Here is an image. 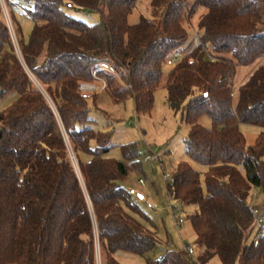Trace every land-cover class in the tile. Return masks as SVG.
I'll return each instance as SVG.
<instances>
[{
	"label": "trees",
	"instance_id": "16d2710c",
	"mask_svg": "<svg viewBox=\"0 0 264 264\" xmlns=\"http://www.w3.org/2000/svg\"><path fill=\"white\" fill-rule=\"evenodd\" d=\"M22 1L31 4L23 12L33 27L19 39V56L0 16V92L18 94L0 111V264H98L96 241L100 264H120L118 249L145 264H205L214 256L220 264H264V233L246 242L256 221L249 192L264 186V0H148L135 23L128 16L138 0ZM63 5L98 10L101 19L87 23ZM199 6L206 9L200 38L214 60L186 44ZM262 58L232 98L236 67ZM97 74L112 101L133 97L138 113L151 111L164 78L168 104L183 109L185 152L207 169L202 185L200 172L180 161L167 187L197 207L189 216L196 257L148 255L157 236L125 209L140 212L120 184L126 165L103 156L111 131L91 126L89 96L97 92L79 88ZM203 113L210 128L198 123ZM240 123L260 128L253 144ZM121 151L137 164L134 142Z\"/></svg>",
	"mask_w": 264,
	"mask_h": 264
},
{
	"label": "rangeland",
	"instance_id": "374dc122",
	"mask_svg": "<svg viewBox=\"0 0 264 264\" xmlns=\"http://www.w3.org/2000/svg\"><path fill=\"white\" fill-rule=\"evenodd\" d=\"M193 4L195 0H190ZM148 0H138L136 8L128 16L130 23L139 20V15L146 14L145 10ZM2 4H4L2 6ZM31 7L30 3L22 0H0L1 17L6 22L4 7L6 8L8 18L9 9L12 16V29L10 31L12 45L17 55H20L19 39L27 40L33 27V22L23 12V7ZM65 13L82 19L87 23H96L100 21L101 14L98 10H90L74 5H63ZM206 12L205 7H197L196 13L191 17L187 24L188 39L187 43H194V33L199 32L197 27L198 18ZM22 19L24 20L22 22ZM7 24V22H6ZM178 56L180 54L178 53ZM263 61L255 60L246 67H236L234 77H232V88L236 87L248 72L254 66ZM173 64L164 66V75L167 74ZM97 76H100L97 74ZM244 80V79H243ZM99 86L98 81H91ZM164 78L154 92L153 107L149 113H138L135 107L133 97L127 98L124 102L116 103L111 100L107 91L97 92L96 98L89 96L91 105L90 117L93 119L91 126L98 131H111L108 141V150L103 154L104 157L114 158L122 161L126 165V176L120 181V184L131 192L132 201L138 205L140 212L137 213L129 207L125 209L134 216L147 229L155 233L158 239L156 248L148 255L151 257H161L169 251H181L183 245H190L198 255L199 248L195 245V233L192 228L189 216L194 213L197 207L194 204H182L180 200L174 197V194L168 192L167 184L170 181L176 165L180 161L188 162L195 170L200 172L202 185L203 174L207 166L194 161L186 152L184 138L188 134L189 124L184 118L183 109L174 110L168 104L167 90L164 87ZM1 91V90H0ZM93 92V91H91ZM91 92H88L91 94ZM17 93L12 91L4 95L0 92V111L9 106L17 97ZM187 103V100L184 104ZM198 123L204 127H211L210 117L203 113ZM240 130L245 136L246 144H253L260 128L255 125L240 123ZM134 142L137 146L139 156L137 164L133 165L125 159L121 145ZM158 155V160L154 161L152 155ZM87 160L89 156L83 155ZM168 177L166 181L164 177ZM144 180V184L138 182ZM147 202H154V208L147 207ZM248 203L251 209H264V186H254L251 188L248 196ZM176 205L172 210L171 206ZM178 218L183 222L176 223ZM260 232H264V225L255 221V224L248 235L246 242L251 243ZM97 261L101 262L99 245L96 241ZM114 258L120 264H145V257L129 251L118 249L113 253ZM205 264H220L219 259L214 256Z\"/></svg>",
	"mask_w": 264,
	"mask_h": 264
},
{
	"label": "built area",
	"instance_id": "2783aa9c",
	"mask_svg": "<svg viewBox=\"0 0 264 264\" xmlns=\"http://www.w3.org/2000/svg\"><path fill=\"white\" fill-rule=\"evenodd\" d=\"M3 5L4 4H2V6ZM3 10H4V15H5V18H6L7 26H8V28L11 31V29H12L11 20H10V18H8V14H7V11H6V8L5 7H4ZM23 21L24 20L22 19V22ZM194 40H195L194 41L195 44H198V45H200L202 47V49L204 50V52L206 54L207 59H209V60H214L215 59L214 56H213V54L210 52L209 48L202 42V40L200 38V33L198 31H195V33H194ZM177 60H178V56H177V54H174L170 58L167 59V64H174ZM96 79H97V81L99 83V86H97L96 83H93V82H82L80 84L79 88L81 90H83V91H86V92H91V91H93V92L94 91L100 92V91H103V89L105 87V81H104V79H102L101 77H98V76H96ZM232 82H233V80H232ZM232 82H231V92H230V96L233 98L234 97V94H235L236 87L235 88L234 87L232 88ZM152 158H153L154 161H157L158 160V155L153 154L152 155ZM164 178L166 179V181L169 180L168 177H166V176ZM138 182L141 183V184H144V180L141 179V178L138 180ZM169 182H171V179H170ZM168 192L173 194V192L170 191V189H168ZM180 203H181V205L184 204L181 201H180ZM146 205L149 208H154V206H156V204L154 202H147ZM171 208H172V210L176 209V205L171 206ZM252 213L255 216L256 221L258 223H260L261 226H263L264 225V209L260 210L258 208H253L252 209ZM182 222H183L182 218H178L176 220V223L178 225L180 223H182ZM263 233L264 232H260L259 235H261ZM258 236L254 239V242L255 243H257L256 241H257ZM182 251L185 252L189 256H192L195 253V250L190 245H187V244H184L183 245V250Z\"/></svg>",
	"mask_w": 264,
	"mask_h": 264
},
{
	"label": "crops",
	"instance_id": "0c3cea01",
	"mask_svg": "<svg viewBox=\"0 0 264 264\" xmlns=\"http://www.w3.org/2000/svg\"><path fill=\"white\" fill-rule=\"evenodd\" d=\"M249 74V72L246 74V76L243 78V79H245L246 77H247V75ZM241 80L240 82H238V84L236 85V88H237V86L240 84V83H242L244 80ZM101 92V91H100ZM258 134V133H257ZM257 136V135H256ZM256 138V137H255ZM251 207V206H250Z\"/></svg>",
	"mask_w": 264,
	"mask_h": 264
}]
</instances>
